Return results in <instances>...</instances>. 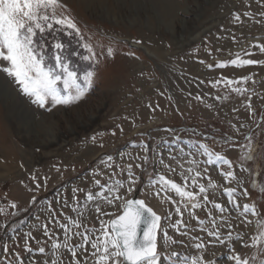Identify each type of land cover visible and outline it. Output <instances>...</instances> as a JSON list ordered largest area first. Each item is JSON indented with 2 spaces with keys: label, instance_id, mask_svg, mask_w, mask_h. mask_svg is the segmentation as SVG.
<instances>
[{
  "label": "rangeland",
  "instance_id": "1",
  "mask_svg": "<svg viewBox=\"0 0 264 264\" xmlns=\"http://www.w3.org/2000/svg\"><path fill=\"white\" fill-rule=\"evenodd\" d=\"M62 2L84 41L74 33L70 36L60 32L57 36L69 53L81 50V56L70 57L78 59L72 67L79 70L81 79L86 71L94 70L95 77L79 101L55 106L49 101L41 107L0 71V164L7 166L2 172L5 176L0 178V264H19L16 254L25 259V264L30 260L35 264H52L53 260L69 264L70 254L61 248V255H54L57 250L53 244L63 245L67 239L70 247L77 245L81 238L76 232L99 228L100 221L121 213L122 205L99 199L101 189L95 181L111 187L120 180L126 188L129 164L136 183L126 197L131 198L139 190L162 217L172 212L171 223L178 219L174 209L180 206L188 223L184 229L188 235L182 236L162 219L161 227L182 240L183 245L159 251L194 254L199 237L207 246L204 258L215 264H233L234 252L248 259L249 264H260L264 260V240L245 248L235 236L242 233L243 241L251 245L252 238L261 231L257 220L264 218V63L219 65L237 59V55L240 60L264 61V51L255 47L264 44V0ZM52 39L49 36L46 42ZM82 43L94 46L98 62L82 59L88 55ZM108 47L114 50L111 56ZM244 76L250 79L231 85L224 82L225 78L236 81ZM234 88L246 91L241 94ZM2 90L12 92L26 107L22 115L29 120L27 128L21 126L15 113L8 112L7 104L12 100L4 98ZM249 134L256 146L252 161L243 159L245 136ZM201 144L232 160L239 185L223 180L219 163H204L206 157L198 147ZM189 152L191 155H187ZM193 159L199 162L200 170L207 171L200 182L207 186L210 176L223 187H238L240 192L247 189V196L238 192L237 198L241 205L254 204L260 215L249 213L245 217L228 203L222 190L215 194L210 190L209 199L224 204L227 211L221 214L211 204L197 210L196 215L206 221L201 226L189 218L182 205L167 200L166 195L177 201L179 197L172 191L165 194L152 178L162 173L182 183L179 174L185 171L191 175L186 170L196 167ZM166 165L175 171H168ZM241 166L247 172L241 173ZM223 170L227 171V166ZM252 181H256V187H251ZM189 190L196 191L191 185ZM88 192L97 198L87 200ZM121 194L125 195L124 188ZM97 204L99 213L95 211ZM209 211L211 216L207 215ZM213 218L225 244L207 235ZM73 220L80 226L76 227ZM62 224L66 228L62 229ZM29 246L31 254L26 250ZM39 247H44L45 253H40ZM91 251H77L82 264L85 257L87 264H94Z\"/></svg>",
  "mask_w": 264,
  "mask_h": 264
},
{
  "label": "snow or ice",
  "instance_id": "2",
  "mask_svg": "<svg viewBox=\"0 0 264 264\" xmlns=\"http://www.w3.org/2000/svg\"><path fill=\"white\" fill-rule=\"evenodd\" d=\"M66 8L67 6L62 0H0V61L5 62V64H0V71L12 78L19 86L20 91L25 96L32 98V102L41 107H44L49 101L53 106L79 101L91 88L95 77L93 70L86 71L81 79L78 71L72 67L70 58L71 55L81 56V53H69L68 46L57 36L60 32L70 36L74 33L81 42L84 41L80 28L75 19L67 15ZM236 18L239 20V15ZM49 36H52L53 39L51 42H46ZM136 43H140V41H136ZM82 47L88 52V55L82 56L83 60L98 62L97 53L91 43H82ZM255 47L264 51V44H257ZM113 53V48L108 47L107 54L111 56ZM226 63L243 66L264 63V61L240 60L239 55H237V59L222 62L219 66L224 67ZM249 79L248 76L240 77L236 81L225 78L224 82L231 85L247 82ZM233 91L242 94L246 89L234 88ZM245 140L247 143L243 146L246 149L243 159L252 161L255 159L256 146L251 142L250 134L245 136ZM198 147L201 150V155L206 157L205 164H220V175L225 182L240 184V178L236 175L231 159L222 153L211 150L207 144H201ZM187 155H191V152ZM108 159L111 160L112 158L109 157ZM143 159L147 161V157ZM191 162L196 167L186 170L191 175H186L185 171L180 172L182 183L169 179L162 173H157L152 178L154 185L160 186L161 191L165 194L172 191L179 197V201H177L166 195V199L170 200L172 204H179L187 209L189 218L197 220L203 226L206 221L196 215L197 210L204 209L208 204H211L212 208L221 214L227 211L224 204L209 199L210 190L213 194L217 190H222L227 195L228 203L239 210L243 216L247 217L249 213L254 216L260 215L254 204L241 205L237 198L238 192L240 195L247 196V189L240 192L238 187H223V185H218L213 181L210 176H207L208 183L206 186L205 183L200 182L207 175L206 169L200 170L199 162L195 159ZM225 166L228 168L227 171L223 170ZM137 167H141V165H137ZM165 167L168 171H175L171 166L166 165ZM240 171L245 173L247 169L241 166ZM95 183L101 189L99 199L108 204L122 205L121 214L116 215L113 219L100 221L99 228L92 227L85 229L83 233L76 232L75 235L81 238V242L77 245L70 247L67 239L63 245L53 244V249L57 250L54 255H61L59 249H66V252L71 256L69 264H82L81 260L77 258V251L81 249L85 253L89 252L90 249L92 250L91 255L95 257L94 264H215L214 260L204 258L203 251L207 246L199 237L196 238L200 242L194 245L196 250L194 254L176 251L169 253L158 250L159 248L168 249L175 244L183 245L182 240L170 236L168 229L161 227L162 219L168 220L169 226L182 236L188 235L184 231L188 228V223L184 219V212L180 206L174 209L178 219L175 223H171L172 212L161 217L152 207L148 206L145 200L126 197V193L134 190L136 183L131 164L128 165V186L126 188L123 181L120 180H115L111 187L102 185L99 180H96ZM189 185L196 191L189 190ZM122 188H124L125 195L121 194ZM155 195L159 196L160 193L157 192ZM96 198V194L93 192L86 194V199L89 201H94ZM13 207H15L14 204ZM95 211L97 213L101 211L98 204ZM105 215L110 214L105 213ZM207 215L211 216V211ZM224 220L225 218L221 216V221ZM209 222L213 227L207 230V235L214 237L215 241L220 244H225L226 240L221 238V230L215 218ZM246 222L250 223V221ZM73 224L76 227L80 226L77 220H73ZM257 226L261 231L258 237L252 238L251 245L243 241L242 233L237 232L235 239L240 241L245 248L260 244L261 240H264V218L257 220ZM44 227L45 234H48L47 225ZM60 227L66 228V225L62 224ZM201 230L205 229L202 227ZM67 236L68 233L65 232V237ZM227 236L229 239L232 238L231 231L227 233ZM159 237H162V243H158ZM188 247L192 246L189 245ZM26 250L31 254L30 246ZM37 250L42 254L46 251L44 247H39ZM16 255L19 264H25V259L20 258L19 254ZM231 260L233 264H249L248 259L242 258L241 254L236 252L232 255ZM28 264H35V261L30 260ZM52 264H57V261L53 260ZM84 264H87V257H85ZM260 264H264V260H261Z\"/></svg>",
  "mask_w": 264,
  "mask_h": 264
},
{
  "label": "bare ground",
  "instance_id": "3",
  "mask_svg": "<svg viewBox=\"0 0 264 264\" xmlns=\"http://www.w3.org/2000/svg\"><path fill=\"white\" fill-rule=\"evenodd\" d=\"M1 84H3V83H1ZM3 86V85H2ZM2 89H4V88H2ZM5 90H6V88H5ZM4 90V91H5ZM3 91V90H2ZM3 91V92H4ZM13 91V90H12ZM10 93V94H9ZM4 98H6L7 100L8 99H11L12 100V102L10 103V104H7L8 106V112H10L12 115L14 114L15 115V117H17V119L20 121V124H21V126L22 127H26V126H28V125H30L29 124V120H27V118L25 117V116H23L22 114H23V112L22 111H27L26 110V107H24L23 106V104L20 102V100L18 101L17 100V98L15 97V95H13L12 94V92H8V91H5L4 92ZM17 96V95H16ZM18 101V102H17ZM28 113V112H27ZM27 128V127H26ZM52 141V140H51ZM7 156L9 157V158H11V156H10V153L9 152H7ZM7 157V158H8ZM7 158H5V159H7ZM7 171V166L6 165H1L0 164V178L1 177H4L5 175H4V173H2L3 171Z\"/></svg>",
  "mask_w": 264,
  "mask_h": 264
},
{
  "label": "water",
  "instance_id": "4",
  "mask_svg": "<svg viewBox=\"0 0 264 264\" xmlns=\"http://www.w3.org/2000/svg\"><path fill=\"white\" fill-rule=\"evenodd\" d=\"M130 199H143V198H140V197H139V190H138L137 192H135V194H134ZM143 200H145V199H143ZM145 202H146V201H145ZM146 203H147V202H146ZM147 204H148V203H147ZM148 206H149V207H152V206L149 205V204H148ZM152 208H153V207H152ZM153 210L156 211L154 208H153ZM156 212H157L158 215L161 216V214H160L158 211H156ZM120 214H121V213H120ZM0 243H1V238H0Z\"/></svg>",
  "mask_w": 264,
  "mask_h": 264
},
{
  "label": "trees",
  "instance_id": "5",
  "mask_svg": "<svg viewBox=\"0 0 264 264\" xmlns=\"http://www.w3.org/2000/svg\"><path fill=\"white\" fill-rule=\"evenodd\" d=\"M78 51L80 52L81 50H78ZM71 61H72V65H73L74 61L77 62L78 59H74V61H73V60H71ZM75 70H76V69H75ZM78 73H79V70H78ZM255 185L257 186L256 181H255V182L252 181L251 187H252V188H253V187H256Z\"/></svg>",
  "mask_w": 264,
  "mask_h": 264
}]
</instances>
